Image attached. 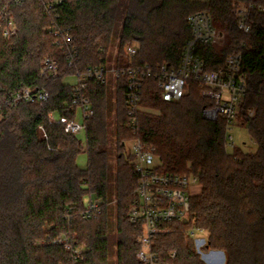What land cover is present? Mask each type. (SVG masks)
Returning a JSON list of instances; mask_svg holds the SVG:
<instances>
[{"label":"trees","instance_id":"1","mask_svg":"<svg viewBox=\"0 0 264 264\" xmlns=\"http://www.w3.org/2000/svg\"><path fill=\"white\" fill-rule=\"evenodd\" d=\"M57 1L0 0V17L15 26L9 38L0 29V264H146L136 258L142 227L128 219L139 177L126 152L133 139L154 147L158 171L192 175L200 185L190 198V220L169 224L167 233L153 239L152 251L162 261L174 253L175 264H206L187 234L195 229L206 235L204 251L223 253L224 264H264V0ZM239 2L254 4L248 34L236 26L233 9ZM198 11H206L224 37L223 45L198 52L210 70L223 64L235 43H243L240 73L247 92L236 123L248 129L256 152H226L227 123L201 117L211 103L193 83L180 100L168 103L152 81H145L135 132L125 125L123 80L113 81L114 103L108 99L109 82L87 81L83 95L93 116L84 122L83 145L62 124L49 122V114L54 120L74 117L73 87L65 77L108 65L106 51L115 36V66H176L190 37L186 18ZM53 27L71 36L78 55L74 65L68 66ZM133 46L130 60L125 50ZM46 57L57 61L55 77L41 75ZM22 88L46 92L48 99L6 103ZM110 136L117 151L114 217ZM83 151L87 164L80 169L76 158ZM86 196L97 208L82 218ZM111 218L117 236L113 262Z\"/></svg>","mask_w":264,"mask_h":264},{"label":"built area","instance_id":"2","mask_svg":"<svg viewBox=\"0 0 264 264\" xmlns=\"http://www.w3.org/2000/svg\"><path fill=\"white\" fill-rule=\"evenodd\" d=\"M58 3L61 0L57 1ZM254 8L253 3L243 4L239 2L233 9L237 16V29L243 33L250 32V13ZM261 10V7H257ZM186 24L190 31V37L181 47L179 62L176 66L163 63L156 66H115L103 65L100 67H89L84 71L72 75L75 82L73 87L74 117L72 119L57 118L54 120L48 115L49 122L62 124L64 131L68 134L78 136L84 132V122L93 116V109L89 98L83 95L86 83L95 80L107 84L110 80H123L125 86L124 101L127 115L126 127L136 131L137 111L142 96V88L145 81H152L159 91L160 100L163 102H176L187 91V84L193 83L200 89V96L211 103L201 111V117L206 121H216L222 118L229 127L236 122L239 104L243 101L247 87L240 70L242 66L243 43L237 42L231 47L230 53L223 64L215 70H210L199 55V50L206 46H221L224 37L213 25L210 15L206 11H198L189 14ZM0 29L2 36L9 38L15 34V26L11 19L0 17ZM54 35L61 38L64 47V55L68 66L78 61L76 48L71 44V36L67 32L63 34L56 28ZM126 56L132 60L136 55L135 47H127ZM41 75L45 78L55 77L59 72L57 61L48 57L42 62ZM69 77V76H68ZM67 77H65L66 79ZM46 92H32L28 88L6 98V103L15 105L17 102L32 103L35 100L46 101ZM80 109L82 124L75 122L77 110ZM251 112L249 115L251 116ZM1 120V114H0ZM228 140H232L228 136ZM126 152L131 157L135 171L138 174V182L135 191L134 203L129 211L128 219L133 225L142 227V234L138 239L141 245L136 258L146 264H175L174 253L170 260L162 261L152 251L153 239L167 233L168 225L171 223H186L191 218L190 198L193 195L189 191L191 183L197 181L192 175H174L163 173L152 167L154 147L139 139H133L126 144ZM192 178V180H191ZM198 182V181H197ZM97 204L89 200L82 218L90 217L92 211L96 210ZM196 232L201 230L190 229L187 234L193 239L195 249L206 264H224V255L218 251H204L206 236L196 237ZM205 252V253H203ZM203 256V257H202Z\"/></svg>","mask_w":264,"mask_h":264},{"label":"rangeland","instance_id":"3","mask_svg":"<svg viewBox=\"0 0 264 264\" xmlns=\"http://www.w3.org/2000/svg\"><path fill=\"white\" fill-rule=\"evenodd\" d=\"M203 1V0H202ZM117 42H118V38L117 36L112 38V42L109 45L107 51H106V57H107V62L108 65H115V60H116V53H117ZM136 46V45H135ZM133 46V47H135ZM67 84L72 85L74 84L75 80L72 76H69L66 78L65 81ZM115 84L110 80L108 83V99L110 101V103H114V99H115V89H114ZM200 91V90H199ZM201 93V91H200ZM113 116L114 114L112 113V117L110 118V120H113ZM82 116H81V112L80 109L77 110L76 116H75V122L77 124H82ZM111 130V127H109ZM228 136H231L232 140H228ZM77 139L79 141H81L82 145L84 144V136L83 134H79ZM113 138L108 137V142H107V151L109 153V159H108V166L110 167V180H109V189H110V202H109V206L111 207V211H112V217H114V210L113 207H115L116 202H117V186H116V182H115V169H114V164L116 162L117 159V151H116V147L112 146V142H113ZM111 146L115 148L111 150ZM225 149L226 152L229 154L234 153L235 151H239L242 153H254L257 150V145L255 144V142L251 139L248 129L245 126H240L238 125L236 122L229 127V131L227 132V141H226V145H225ZM87 164V154L85 153V151H83L82 153H80L77 158H76V165L80 168V169H84L86 167ZM159 165V160L154 157L153 158V162H152V167H156ZM192 180V178H191ZM189 191L195 195L197 193H199L200 191V185L197 181H194L193 183H191V186L189 187ZM91 200L92 198L89 199V197H85L84 198V202L85 204L88 203V201ZM109 235H110V250H109V261L113 262L114 261V256H115V251H116V247H115V242L117 240V236H116V228H115V224H114V218L110 219V225H109ZM206 235L204 232H196V237H201L204 238ZM205 253V252H203ZM203 257V256H202Z\"/></svg>","mask_w":264,"mask_h":264}]
</instances>
